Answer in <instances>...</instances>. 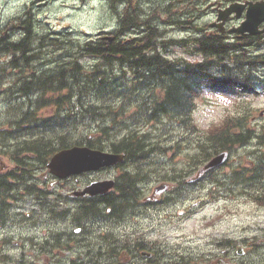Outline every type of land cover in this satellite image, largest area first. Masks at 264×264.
<instances>
[{"label":"trees","instance_id":"1","mask_svg":"<svg viewBox=\"0 0 264 264\" xmlns=\"http://www.w3.org/2000/svg\"><path fill=\"white\" fill-rule=\"evenodd\" d=\"M159 15L160 12L156 14ZM146 22L147 19L141 18L139 13H128L120 22V27ZM176 23L178 24L177 21ZM21 24L24 33L19 41L12 40L9 34L0 33V53L10 54L9 61L14 65L13 68H0V90L6 92L11 89L13 94L29 97L28 106L25 108L20 106L21 104L16 108L10 105L6 122L13 128L20 129L26 125L31 131L51 130V138L57 140L59 148L74 144H85L99 149L110 147L114 152H124L125 160L135 163L145 160L157 147L165 152L174 147L179 148L178 142L176 146H166L147 130L149 123L160 122L165 118L174 119L182 131L199 134L200 155L191 159L189 168H174L183 172V176L196 170L198 165L220 150H231L234 146L243 145L253 138L259 144H264V125L259 131L248 127V116L245 114H227L205 130H201L192 117L196 101L204 89H235L239 86L241 91H246L251 77L256 78L255 70L264 67V56H247L237 42L194 38L192 40L198 45L196 51L204 56L203 61L169 60L157 51L156 40L161 36V32L147 26L148 29L142 36L133 37L128 45H123L121 41L109 42L101 38L80 45L72 42L66 46L70 49L68 52L64 48L67 57L64 64L50 71H38L30 65L33 54H26L45 45L46 36L43 33L39 36L35 33L30 16L21 21ZM119 31L114 34L118 36ZM251 39L253 37H247L243 42L248 43ZM185 41L171 39L174 43ZM20 56L24 57L25 63L18 65L17 58ZM86 56L97 59L88 68L82 63ZM113 61L120 63L117 69ZM124 61H127L129 68H124ZM11 69L16 71L8 72ZM7 79H10L9 85L3 86ZM142 92L144 94H141ZM92 94L100 101L99 104L87 99ZM18 96H15L16 99ZM115 98L118 100L117 104L112 101ZM130 107L135 108L130 111ZM43 108L49 111L46 116L37 113ZM127 112L129 115L125 116ZM85 120L98 121L97 131L100 132V137H77L78 132H72ZM105 121H110V125H106ZM115 126L125 130L122 136L118 132L120 129ZM37 136L43 138V135ZM31 137L34 139L36 136ZM40 141H43L45 146L38 144L37 140H31L29 143L32 153L37 154L38 149H43L39 158L48 156L51 150L44 147L53 145H50L49 141ZM244 169L234 171L230 175L232 183L239 184L243 193L258 204L264 205V154L255 159L251 170ZM135 171L136 173L123 171L121 181L117 183V189L123 196L113 198L106 195V199L103 198L102 201L106 204L105 207L121 208L122 202L129 201L130 197L127 195L136 191L133 189V179H138L141 175L140 168ZM156 173L160 175L162 172L157 170ZM207 176V183L217 181L224 184L210 171ZM185 183L186 181L179 180L178 186ZM209 195L215 197L213 192ZM95 208L96 206L90 205L86 207V211L96 210Z\"/></svg>","mask_w":264,"mask_h":264},{"label":"rangeland","instance_id":"2","mask_svg":"<svg viewBox=\"0 0 264 264\" xmlns=\"http://www.w3.org/2000/svg\"><path fill=\"white\" fill-rule=\"evenodd\" d=\"M128 2V0H0V32L4 34L8 33L11 39H19L24 31L19 28L20 16L26 10H29L34 21L35 32L38 36L43 33L46 36L44 43L47 44L41 50L38 47L30 52L40 59V61L35 62L32 58L30 65L38 71L45 70V68L51 69L67 59L65 49L67 52L70 50L66 47L70 43L74 42L78 45L79 42L82 43L86 38H97L102 30H113L118 27L120 16H122L123 10H126L125 8L129 5ZM131 4L138 9L142 18L152 20L153 25L156 24L160 31L167 30L164 36H161L157 40L158 48L160 49L158 51L160 53L162 51L169 60L181 58L188 62L200 60V57L195 56L193 52V44L195 41L191 40V38L196 36L192 34L195 32L192 31L189 33L186 29L180 28L181 26L179 25H165L162 18H166V16L164 14L156 16L158 13L156 7L160 4L166 7L168 0H130ZM189 34L191 37L188 36ZM170 38H185L186 41L183 43H174L168 41ZM262 52H264V45H261L254 51V53ZM30 53L28 56L31 55ZM4 61L5 58L0 56V65ZM82 62L88 67L94 64L95 60L85 57ZM116 64L114 63L117 69L118 64ZM237 97L240 100L236 99ZM87 99L98 104L100 103L93 94L88 96ZM112 101L115 104L118 103L116 98ZM238 101H240L239 104L241 107L236 111H240L241 108H246L249 114L248 126L259 131L261 126L264 125V92H261L259 95L247 94L238 96L236 94L235 96L233 92L206 89L197 102V108L193 113L194 119L200 128H207L224 117L228 112H234L236 102ZM24 106H27V101ZM134 108L130 107L129 110L132 111ZM6 110V104L0 101V125L6 115ZM37 113L46 116L49 114V111L47 112V109L43 108ZM15 115L16 113L13 114V116ZM128 115L127 112L125 116ZM105 124L110 125V122L107 121ZM115 128H118V126H115ZM10 129L11 131L16 130L11 126ZM23 129L24 127H21L20 132L23 133ZM97 129L98 121L85 120L78 125L77 130H72V132H78L76 134L77 137L89 134L100 137V132ZM118 130L119 135L122 136L125 130L120 127ZM147 130H150L156 140L164 145L176 146L178 142L179 148L174 147L165 152L157 147L145 160L137 163L127 161L125 164L120 165L121 167L118 169L110 167L100 170V172H84L78 175L77 180L65 179L62 184L73 186L65 188L62 192L65 194L71 191V189L81 188V186L92 179L115 177L119 179L123 171L134 172L136 168H140L142 173L147 176V180H143L146 183L143 187L147 193H152L154 186L157 184L156 182L161 179H158L157 170H161L162 173H170L173 167L187 169L189 168L191 159L198 157L201 153V150H199V134L192 133L189 135L187 131H182L174 119L165 118L160 122L149 123ZM35 131L38 130L35 129ZM14 136L15 134L11 132V137ZM154 137L152 136V141H154ZM256 143L258 141L254 139L246 146H238L232 149L229 161L217 172L218 180L224 182L223 186L219 187L217 184L213 186L207 183L206 180L201 179L198 176V170L201 167L193 170L184 180L189 182L201 181L204 183L203 185H189L193 189L189 191L188 185H186L185 191L181 192L183 189L181 191L177 190L176 183H170L168 193H170L171 200L167 201L163 209L164 211H169L170 215L163 214L159 218L161 222L159 227L168 233L169 240H185L191 238L200 241L202 240L200 235L187 236V234L188 232L199 230L200 228H196L206 225V222L209 220H214L211 224L214 225L217 233H221L226 237L239 239L252 234L262 235L259 229H264V208L258 207V203L243 193L241 187L238 184L232 183L230 178V175L235 170L253 168L255 159L264 153V144L256 145ZM11 150L9 146L5 150L0 142V154L5 158L10 159L9 155ZM24 155L33 157L31 152H26ZM30 159L33 162L32 159L34 158ZM34 160V167L38 168L32 170V176L37 179L39 185H42V176L45 169L43 166H40L41 164L37 158ZM7 161L12 166L13 163L11 160ZM7 161L5 162L7 163ZM172 172L176 175L180 171L172 170ZM209 192H213L215 197L211 198L208 194ZM22 202H24L22 203L23 212L30 210L32 213H37L30 220L34 218L39 219L38 214L40 215L42 211L38 209L34 200L26 197ZM62 205L67 209L74 206V203L68 200ZM156 207L158 205L143 209V213ZM72 211L75 212L76 208L72 209ZM177 213L180 214L178 215ZM218 215L220 218H216ZM70 218L62 219L61 226L64 229L73 226V221ZM44 227L45 223L38 222L30 230L39 235L40 230ZM2 247L3 249H0V254L6 250L14 251L11 248L12 245H4ZM20 252L21 249L15 248L16 254ZM249 260V257L245 259L247 263ZM253 263L255 262L251 264Z\"/></svg>","mask_w":264,"mask_h":264},{"label":"flooded vegetation","instance_id":"3","mask_svg":"<svg viewBox=\"0 0 264 264\" xmlns=\"http://www.w3.org/2000/svg\"><path fill=\"white\" fill-rule=\"evenodd\" d=\"M256 2H264V0H168L166 7L160 4L156 7V11L166 16V18H162L165 25H170L169 22L176 19L181 23L182 28H188V30L194 28V32H197L203 39L229 40L244 35L235 29L245 19L250 4ZM232 4H236L237 10L230 14L224 13L225 9ZM128 13H130V9L123 11L120 22L127 17ZM262 14L264 15V10ZM147 26L155 30L159 29L156 24L153 25L152 20H147L146 23L135 26L119 27L121 31H119L118 36L113 34V40L117 38L123 45H128L133 37L140 38L148 29ZM263 27L264 21L260 25V28ZM162 32L166 33L167 30ZM125 64L127 63L125 62ZM9 132H17L16 136L22 134L19 130ZM23 143L25 142L23 141ZM19 147L21 146L18 144L15 147L12 145V148ZM23 149L24 151L28 150L26 146ZM41 151L43 152V149H38V156L40 153L42 154ZM0 157L10 160L2 154ZM29 157L15 153L11 155V158L17 159L20 163L16 164L11 161L12 166L8 163L4 169L0 170V249H3V245H9L13 242V250L14 247L23 250L19 254L10 250L2 251L1 263L236 264L235 259L239 257L234 253V249L237 250L239 244L244 247V255L248 253L251 255V259L254 257L252 262L260 259V250L263 245L261 241L252 237L245 238L240 242H203L206 249L201 251L193 250L191 246H186L185 243H174L168 240V233L159 227L161 225L159 218L163 214L169 216V211H164V207H156L143 213V208H140L141 206H159L166 193L146 194V192L141 191L140 181L136 182L135 188L133 186V189L140 190V192L130 194V197L139 200V202L130 203L134 207L112 209L107 206L106 209H98V213H94L95 215L92 217L83 207V204L77 206L76 212H73L72 209L67 212L61 209H49L45 213L47 217L45 221L48 223L46 227L41 230L39 235L31 232L30 228L25 226L23 219L14 218L23 210V207L15 209L16 202L14 199L26 195L30 183ZM77 177L72 176L70 179L77 180ZM62 180L64 179L51 176L49 187L41 189L45 193V197L48 198L46 204L48 207L60 208L63 204L62 189L73 186L62 184ZM116 183L113 191L116 190ZM74 189L65 193L66 196L70 198ZM121 196L123 195L118 192L111 194V197L119 198ZM94 199L96 198L88 196L73 197V200L87 205H90ZM53 201L55 203H52ZM8 206L10 209L6 210ZM101 206L106 205L103 202ZM78 211L81 216L80 223L77 224L73 220V226L64 229L61 226L62 214L74 218ZM52 217L55 218L52 219ZM51 223L54 224L50 225ZM220 257L222 259H219Z\"/></svg>","mask_w":264,"mask_h":264},{"label":"water","instance_id":"4","mask_svg":"<svg viewBox=\"0 0 264 264\" xmlns=\"http://www.w3.org/2000/svg\"><path fill=\"white\" fill-rule=\"evenodd\" d=\"M234 8V6H231L229 10ZM263 9V2L253 4V6L248 11L247 19L239 28H237V30L240 32L248 31L252 34H255L257 32L256 27L258 22L264 18L263 15H260ZM124 156V154L104 152L89 146L74 145L64 148L54 154L47 166L54 174L60 177H66L70 174H77L83 171L97 170L104 166L115 165L116 163L122 162ZM227 156V151H222L216 154L205 164L201 172L221 165L226 161ZM113 185L114 180L92 181L82 191L75 193L82 195L88 193L90 196H94L105 193ZM166 187V183L158 184L154 187V193L160 194L166 189Z\"/></svg>","mask_w":264,"mask_h":264},{"label":"bare ground","instance_id":"5","mask_svg":"<svg viewBox=\"0 0 264 264\" xmlns=\"http://www.w3.org/2000/svg\"><path fill=\"white\" fill-rule=\"evenodd\" d=\"M121 28V27H120ZM123 30V29H122ZM121 31V30H120ZM118 33V32H117ZM47 46V44L45 43V45H43V46H41L40 47V50L43 48V47H46ZM28 47V46H27ZM31 55H32V53H30ZM26 56H28L27 54H26ZM34 60H35V62H37V61H40V59H38L37 57H36V55H34L33 54V57H32ZM29 59V58H28ZM24 60V57L23 56H20V57H18L17 58V64L18 65H20V64H24L25 62L23 61ZM6 65V67H11V68H13V63L11 62V61H7L6 63H5ZM62 64H64V61L63 62H61V63H58L56 66H58V65H62ZM125 64V63H124ZM117 65V64H116ZM55 66V67H56ZM29 67V66H28ZM27 67V68H28ZM54 67V68H55ZM121 67V66H120ZM54 68H51V69H47V68H45V70H48V71H50V70H53ZM19 71H21V70H19ZM41 74V73H40ZM18 75V74H17ZM23 75V74H22ZM20 77V76H19ZM22 77V76H21ZM18 80V79H17ZM28 80V79H27ZM22 81V80H21ZM17 82V81H16ZM22 84V83H21ZM31 90V89H30ZM40 90V89H39ZM37 92V91H36ZM39 92V91H38Z\"/></svg>","mask_w":264,"mask_h":264}]
</instances>
